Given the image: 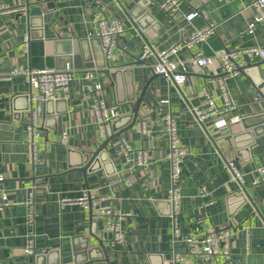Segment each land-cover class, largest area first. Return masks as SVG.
I'll return each instance as SVG.
<instances>
[{
    "label": "crops",
    "instance_id": "1",
    "mask_svg": "<svg viewBox=\"0 0 264 264\" xmlns=\"http://www.w3.org/2000/svg\"><path fill=\"white\" fill-rule=\"evenodd\" d=\"M43 1L0 0V6L12 8L0 10V172L6 176L0 187L13 202L0 209V264H88L90 258H98V264H207L202 256L187 252L185 240L203 237L213 226H232L234 233L230 259L218 255V264H264V181H257V169L264 166V117L255 119L264 114V92L255 83L258 67L227 78L235 109L213 115L204 124L194 112L206 105L205 89L217 105L224 103L215 79L221 74L224 48L264 44V21L249 28L258 15L255 0H181L173 14L160 6L165 0H51L55 9L30 21L26 4ZM195 11L199 13L187 19ZM99 17L117 18L125 26L108 59L97 33ZM209 24L215 30L203 42L173 56L185 61L199 52L214 57L212 65L199 72L189 64L185 83L155 74L154 55L140 59L146 43L170 48ZM67 65L74 73L70 88L57 91L49 103L31 96L25 74H12L15 68ZM119 68L113 78L112 71ZM87 70L93 78L84 77ZM149 80L138 107L137 98ZM98 83L102 88L96 92ZM97 98L116 107L122 123L126 117L132 122L136 108L138 116L134 127L123 129L104 149L106 160L99 157L92 170L83 172L79 166L104 141L94 108ZM165 99L170 103L162 104ZM29 109L39 112L36 122L41 129L35 164L28 156L27 124L33 119ZM168 112L188 147L181 166L177 239L170 216V138L163 120ZM236 114L246 121H233ZM142 122L145 133L138 129ZM125 145L133 151L128 153ZM139 150L147 152L146 168H134ZM231 162L242 182L234 179ZM88 189L113 208L131 213L123 219L121 242L111 243V232L102 222L92 229L94 210L78 201L63 204ZM31 193L33 225L28 223ZM31 239L33 253H27ZM175 250L183 256L177 263Z\"/></svg>",
    "mask_w": 264,
    "mask_h": 264
},
{
    "label": "built area",
    "instance_id": "2",
    "mask_svg": "<svg viewBox=\"0 0 264 264\" xmlns=\"http://www.w3.org/2000/svg\"><path fill=\"white\" fill-rule=\"evenodd\" d=\"M181 0H165L160 6L169 14H173L178 8ZM254 7L258 11L256 19L250 23L249 28H253L257 22L264 21V0H255L253 2ZM8 6H0V10H11ZM199 12H191L187 15V19H192ZM98 36L101 39L102 49L105 57L108 59L114 55V51L118 46L119 35L125 30L123 23L113 18L109 20L106 17L98 18ZM215 30V27L211 24L196 30L192 36L185 41L175 44L174 46L166 49H160L154 44L146 43L140 59L145 61L149 56L154 55L156 57V63L152 65V70L155 74L163 75L170 82L181 85L188 79L189 64L193 66L194 71H202L212 65L214 57L205 56L201 52L193 55L190 60L174 59L181 49L189 48L193 43L203 42L210 34ZM29 38L26 36L24 44L28 47ZM260 58L264 59V44L253 45L244 48H224L220 54L221 60V74L216 76L218 85L223 97V105H217L213 93L208 89L204 90V96L206 99V105L203 107H195L194 112L196 119L204 124L206 119L213 115H224L227 111L236 108L235 103L231 99L229 90L226 85L228 77L238 74L240 71H244L248 66V60ZM13 75L25 74L30 82L31 96L36 100H53L56 92L59 90H67L70 88L71 82L74 79V73L71 65H67L64 69L46 67L42 69H31L23 71L19 68H15L12 72ZM86 79L94 77V73L90 70L84 72ZM96 92L102 88V84L98 83L95 87ZM94 90L93 87H91ZM162 104H169L170 100L165 99L161 101ZM96 116L100 124V136L103 140L108 139L114 134V123L121 117L120 111L116 107H109L105 104L104 100L97 98L94 104ZM37 114H33V119L27 124V145L28 156L31 164H35L38 160V146L36 142L37 135L40 134L41 129L36 122ZM233 121H240L242 116L236 114L233 116ZM163 120L166 125V130L169 134L170 143L168 147V157L170 160V179L171 185L169 188V201L172 204L171 218L175 222L176 216L179 212V202L181 198L182 187V173L181 166L184 156L188 152V147L180 141L178 135V124L176 118L171 112L163 115ZM141 132H147V125L142 122L138 128ZM128 153L133 150L128 145H125ZM148 165L147 152L145 150H139L137 152L136 164L134 168H146ZM233 177L236 180L243 181L242 175L236 168L233 162L229 163ZM259 179L257 181H264V166H260L257 169ZM6 180L4 173L0 172V184ZM256 181V182H257ZM0 196L2 201L0 203V209L6 205L13 203L8 196L6 189L0 187ZM71 201H78L86 209L94 210L95 222L100 221L104 224L105 229L111 232V243L114 245L123 240L125 236V230L123 227V219L130 215V212L117 210L110 204L104 202L102 196H99L94 191L88 189L83 196L73 199H64L63 204ZM29 204L28 211V223L34 224V194L31 193L27 201ZM175 238L179 237L180 231L174 224ZM233 229L232 226L223 227H210L207 229L203 237H188L185 240L186 250L189 254L199 255L205 258L207 264H218L217 256L222 255L226 259H230L232 254V242H233ZM27 253H33V239L25 248ZM174 261L183 260L182 253L180 251H174Z\"/></svg>",
    "mask_w": 264,
    "mask_h": 264
},
{
    "label": "water",
    "instance_id": "3",
    "mask_svg": "<svg viewBox=\"0 0 264 264\" xmlns=\"http://www.w3.org/2000/svg\"><path fill=\"white\" fill-rule=\"evenodd\" d=\"M53 9H55V2L51 1V0H45L43 2H38V3H27L25 14L29 18L30 21H34L35 17L41 16L44 12H46L48 10H53ZM31 23H33V22H31ZM124 65L126 66L129 64H124ZM254 66L258 67V74H259V77H257V79H255L256 86L260 90H262V92H264V61L258 62V63H252L250 60H248V66L246 67V70L249 71V68H252ZM120 69L121 68L112 71L111 75L113 78L117 75L118 72L121 71ZM150 82H151V80H149L146 83V85L144 86V88L141 92V95L139 96V98H137L138 107L145 100L147 88H148ZM37 101L44 103V101H42V100H37ZM49 102H51V100H46V103H49ZM135 112H136V115H135V117L133 115L134 118H133L132 122L129 120L130 117H126L127 120L124 123L121 122V118L116 120V122L114 123V131H115L114 134L112 136H110L108 139L104 140L100 144V146L92 153V155L88 154L86 162H84V164L79 166V168H78L79 170H81L83 172H86L88 170H92V168L94 167V164L98 161L99 157H100V159L103 158L104 159L103 161L106 160V157L104 156V155H106V151L104 149L107 148L108 144L110 143V141L113 138L121 135L123 129L135 126L136 121H137V116H138L137 115L138 114L137 108H136ZM38 113L39 112H36V114L39 116ZM28 114L33 116V114H34L33 109L31 111L29 109ZM44 115H46V114L44 113ZM47 115H48V112H47ZM262 117H264V114L259 115L255 119L260 120ZM58 121H62V117H58ZM244 121H246V120L242 119V122H244ZM98 223H100V221H98ZM95 228H96V222L94 221L92 223V229L95 230ZM101 247H102L101 249L106 253V250L104 249L105 248L104 243H101ZM98 261H99L98 258H90L89 260H87V263L88 264H98ZM170 264H174V262H172Z\"/></svg>",
    "mask_w": 264,
    "mask_h": 264
}]
</instances>
